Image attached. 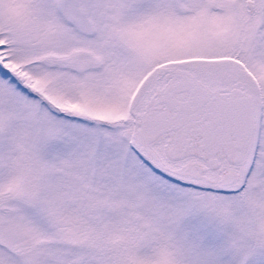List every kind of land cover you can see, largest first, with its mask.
Segmentation results:
<instances>
[{
  "label": "snow or ice",
  "instance_id": "obj_1",
  "mask_svg": "<svg viewBox=\"0 0 264 264\" xmlns=\"http://www.w3.org/2000/svg\"><path fill=\"white\" fill-rule=\"evenodd\" d=\"M0 264H264V0H0Z\"/></svg>",
  "mask_w": 264,
  "mask_h": 264
}]
</instances>
